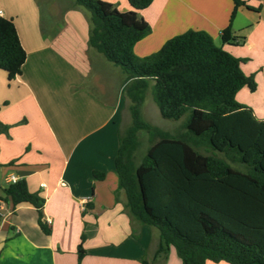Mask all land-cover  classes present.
Segmentation results:
<instances>
[{"label": "crops", "instance_id": "0c3cea01", "mask_svg": "<svg viewBox=\"0 0 264 264\" xmlns=\"http://www.w3.org/2000/svg\"><path fill=\"white\" fill-rule=\"evenodd\" d=\"M103 1L121 12L133 10L128 0ZM244 1L253 10L241 7L232 24L233 35L244 37V43L220 46L236 58L256 60L249 71L247 62L242 69L255 76L257 90L244 88L236 96L251 108L245 102L249 97L264 101V5ZM42 4L0 0L2 17L14 20L27 52L20 76L10 80L0 70V197L8 176L25 180L29 192L45 200L42 218L51 221L46 224L51 234L41 229L31 204L2 202L0 264H182L174 248L166 259L155 255L159 231L130 217L119 189L116 159L125 107L130 106L122 96L126 76L89 48L84 9L75 2H53L44 14ZM57 5L60 22L54 20ZM233 9V0H154L139 12L152 32L136 44L135 53L149 56L190 29L205 31L216 42ZM245 48L256 53L243 56ZM251 109L264 121V114ZM83 235L86 255L79 262Z\"/></svg>", "mask_w": 264, "mask_h": 264}, {"label": "trees", "instance_id": "16d2710c", "mask_svg": "<svg viewBox=\"0 0 264 264\" xmlns=\"http://www.w3.org/2000/svg\"><path fill=\"white\" fill-rule=\"evenodd\" d=\"M153 1L128 0L133 10L121 12L103 0H74L89 16V48L126 76L122 96L130 101L131 125L121 134L116 159L125 208L134 221L159 231L157 257L166 259L174 248L182 264H264V121L236 99L244 88L257 90L255 76L243 72L246 59L200 30L138 56L136 44L152 32L139 12ZM233 3L220 36L223 44L240 46L245 38L233 35V21L241 7L253 8L244 0ZM26 60L14 20L0 17V70L12 80ZM150 89L164 119L185 118L179 131H163L143 118ZM140 132L153 145L137 164ZM2 202L31 204L41 229L51 234L42 218L45 200L30 193L25 180L4 188L0 207ZM84 240L83 235L79 262L86 255Z\"/></svg>", "mask_w": 264, "mask_h": 264}, {"label": "rangeland", "instance_id": "374dc122", "mask_svg": "<svg viewBox=\"0 0 264 264\" xmlns=\"http://www.w3.org/2000/svg\"><path fill=\"white\" fill-rule=\"evenodd\" d=\"M40 1L42 4L43 0H40ZM62 1H65L66 3H73L74 2V0H49V1L45 0L46 4H44V3L42 4L43 5V13L44 14L48 13V11L50 10V6L52 5L53 2L54 3H57V2L62 3ZM54 8H55V12H56V15H54V20H55V22H60L61 21L60 7L57 5ZM221 42H222L221 39L220 40L217 39V41L215 43L218 46H220ZM242 48L243 47H241V49ZM243 51L246 54L245 53H242V54H243V56H246V57H250L249 55H254L256 53V51H253L250 54V52L248 51L247 48L243 49ZM255 64H256V60H254L253 62L247 60V68L245 67V71H249L250 69H252L255 66ZM250 94H251V96L254 95V93H250ZM245 102L249 103V105H251L250 107L253 108L254 110H256V112L259 115L264 114V101L259 97V95H256L255 97L254 96L249 97ZM128 106H129V103H127L126 107H125L126 114L124 116V121H123V125H122L123 132H125V130L131 125V115H130ZM142 115H143V118L148 123H150L151 125L156 126V127L160 128L161 130L167 131L170 133H175L176 131H179L185 122V118L180 120V121L164 119L161 116L158 107L156 106V104L153 101L151 89L146 93L145 101H144V104L142 107ZM139 140H140V146H139V148L135 154V162L137 164H139L141 162V160L145 156L147 150L153 145L149 140V135L145 132L139 133Z\"/></svg>", "mask_w": 264, "mask_h": 264}, {"label": "built area", "instance_id": "2783aa9c", "mask_svg": "<svg viewBox=\"0 0 264 264\" xmlns=\"http://www.w3.org/2000/svg\"><path fill=\"white\" fill-rule=\"evenodd\" d=\"M262 5H264V0H262ZM2 16H3V12L0 11V17H2ZM5 180H6V182H7L8 185L15 184V183H17V182L20 181L19 178L17 176H15V175L8 176ZM41 187H44V184L41 185ZM46 224L47 225H50L51 224V221L49 219L46 220Z\"/></svg>", "mask_w": 264, "mask_h": 264}]
</instances>
